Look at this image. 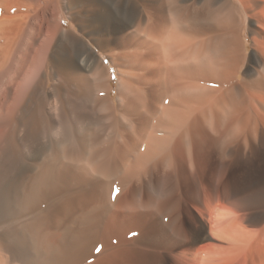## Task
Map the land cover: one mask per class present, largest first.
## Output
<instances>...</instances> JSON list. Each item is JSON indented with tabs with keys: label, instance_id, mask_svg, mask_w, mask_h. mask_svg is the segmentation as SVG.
<instances>
[{
	"label": "bare ground",
	"instance_id": "obj_1",
	"mask_svg": "<svg viewBox=\"0 0 264 264\" xmlns=\"http://www.w3.org/2000/svg\"><path fill=\"white\" fill-rule=\"evenodd\" d=\"M0 264H264V0H0Z\"/></svg>",
	"mask_w": 264,
	"mask_h": 264
},
{
	"label": "rangeland",
	"instance_id": "obj_2",
	"mask_svg": "<svg viewBox=\"0 0 264 264\" xmlns=\"http://www.w3.org/2000/svg\"><path fill=\"white\" fill-rule=\"evenodd\" d=\"M111 69H112V77H113V86H114V91H113V95L116 96L117 94V88H118V84H119V80H120V76H119V72H118V69L111 66ZM202 170V169H201ZM200 170V172H201ZM203 171H205V167L203 168ZM202 173V172H201ZM200 174V173H199ZM201 176V175H200ZM202 177V176H201ZM203 178H204V181H205V172H203ZM143 195L146 194V192H142ZM200 232V233H198ZM198 232H195L197 235H201L203 232L201 230H199Z\"/></svg>",
	"mask_w": 264,
	"mask_h": 264
}]
</instances>
